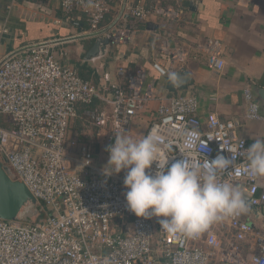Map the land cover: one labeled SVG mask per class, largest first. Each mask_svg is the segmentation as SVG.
I'll return each instance as SVG.
<instances>
[{
	"label": "built area",
	"instance_id": "1",
	"mask_svg": "<svg viewBox=\"0 0 264 264\" xmlns=\"http://www.w3.org/2000/svg\"><path fill=\"white\" fill-rule=\"evenodd\" d=\"M25 1L29 0H5V9L10 11ZM55 1L65 14L79 11L85 16V32L104 29L112 45L132 42L139 23L151 16H178L173 8L147 0H133L129 18L109 17L114 0ZM6 32L4 20L0 34ZM52 46L24 50L0 65V159L12 171V178L26 187L35 205L48 210L46 218L37 222L0 218V264H105L106 260L108 264H264V225L256 229L244 213L217 221L199 236L188 238L161 230L158 221L162 218H138L128 210L125 174L104 176L88 145L68 142L78 105L104 99L101 89L58 60ZM160 49L169 65L157 59L152 68L169 77L186 52L165 40ZM196 52L205 55L209 68L223 69L217 42L207 39ZM116 75L122 84L112 86L113 97L106 100L110 111L87 107L82 112L89 126L106 134L108 145L114 143L116 134L129 135L137 112L156 100L144 135L154 128L162 147L171 145L162 151L169 163L181 159L183 152L202 164L205 157L212 159L222 149L233 158V168L218 173V179L239 186L251 204L264 209V188L257 191L259 177L247 169L244 149L249 145L238 134L241 120L222 119L214 112L200 116L195 95L157 92L143 67L121 66ZM245 98L247 117L264 120L251 103L249 90Z\"/></svg>",
	"mask_w": 264,
	"mask_h": 264
},
{
	"label": "crops",
	"instance_id": "2",
	"mask_svg": "<svg viewBox=\"0 0 264 264\" xmlns=\"http://www.w3.org/2000/svg\"><path fill=\"white\" fill-rule=\"evenodd\" d=\"M0 2V17L3 10L5 12L0 18V25L5 20L7 29L12 10L19 7L21 12H25V18L20 19L26 20L30 26L23 30L15 29L14 43L8 52L30 41L43 40L48 34L54 36L49 39H54L77 35L81 31L85 32L88 28L85 16L79 11L71 13L69 18H65L70 24L76 25L77 34H71L69 28L60 25L64 19L59 15L63 16L65 13L58 8V2L55 0L48 2L29 0L19 3L10 11L5 9V0H0ZM147 2L173 8L178 12V16L173 19L151 16L139 23V32L132 42L124 45L111 44L112 49L109 55L93 63L82 62L79 64H85L98 76V85L104 99H95L94 106L96 107L94 109L110 111L111 104L106 100L113 97V84L122 82V79L116 75L117 69L121 66L128 69L143 67L146 70V79L154 82L156 91L167 92L164 85L168 77L159 75L152 68V62L157 59H161L166 66L169 65V58L160 52V43L165 40L170 47L186 52V56L174 66L173 72L184 69L189 72L191 77L187 89L177 91L175 94L190 93L195 95L199 101L198 113L202 117L207 113L214 112L222 119L241 120L238 134L247 141L249 146L256 139L264 140V120L247 117L249 103L245 98V93L252 84L264 87V0H195V10L190 9L188 0H147ZM132 3L133 0H114L113 10L109 17L120 15V11L124 7L121 16L123 18L125 14H128V7ZM26 16L29 18L26 19ZM148 22L157 26L155 31L147 30L146 23ZM40 24H43V28L39 27ZM79 28L82 30L79 31ZM6 33L0 34V44ZM25 39L30 40L22 42ZM207 39H212L219 46L224 59V67L221 71L209 68L205 55L196 52V47ZM78 40H90L88 49L93 38L68 42ZM19 42L23 44L17 46ZM105 74L109 75L108 81L105 80ZM157 105L158 101L150 100L137 112L129 133L131 138L134 140L143 138ZM81 106L83 105L79 104L77 107L78 116L74 121L81 118L85 120L82 116L83 111L80 112ZM85 107L87 108L84 106L83 110ZM76 130L74 129L72 133L78 139ZM77 139L74 138L68 142ZM76 142L78 143V141ZM257 184L259 192L264 188V177H259ZM258 208L260 212L257 214L253 213L250 207L244 213L245 218L256 229L264 225V209L259 206Z\"/></svg>",
	"mask_w": 264,
	"mask_h": 264
},
{
	"label": "clouds",
	"instance_id": "3",
	"mask_svg": "<svg viewBox=\"0 0 264 264\" xmlns=\"http://www.w3.org/2000/svg\"><path fill=\"white\" fill-rule=\"evenodd\" d=\"M165 147L171 145L162 147L153 128L138 140L116 134L114 143L105 149L109 158L102 173L108 177L125 172L124 196L128 210L136 217L162 218L158 222L164 232L195 238L213 223L247 212L249 203L240 187L218 179V173L233 168L231 156H225L221 149L201 164L194 162L191 153L181 152V159L169 163V157L162 155ZM244 151L248 171L264 177V140H254ZM153 164L155 171H151Z\"/></svg>",
	"mask_w": 264,
	"mask_h": 264
},
{
	"label": "water",
	"instance_id": "4",
	"mask_svg": "<svg viewBox=\"0 0 264 264\" xmlns=\"http://www.w3.org/2000/svg\"><path fill=\"white\" fill-rule=\"evenodd\" d=\"M188 1L190 9L195 10V0ZM122 10L120 11V15L122 14ZM124 16L128 17V14H125ZM146 25L147 30L150 31H155L157 28V26L151 22L146 23ZM81 30L82 29L79 28V31ZM104 31V29L91 33L81 31L79 34L73 36H66L49 40H38L30 44L22 45L10 51L9 54L3 57L0 60V65L7 58L27 49L40 46L58 45L68 41L85 38H93V41L90 47L84 53L82 62L93 63L109 55V53L111 52L112 46L109 40L103 35ZM173 74H175V77L173 78V75L169 76L166 79L164 85L165 90L171 95H174L177 91L186 90L188 87V82L191 79L189 72L184 69L178 70ZM249 92L251 95V103L255 105L256 112L264 116V87H261L257 84H252ZM245 197L248 200L251 211L255 214L259 213L260 210L258 206L251 204L248 197ZM36 213L37 210L35 208V199L21 182L14 180L7 173L6 167L3 166V164L0 162V218L30 222L32 217L35 216Z\"/></svg>",
	"mask_w": 264,
	"mask_h": 264
},
{
	"label": "rangeland",
	"instance_id": "5",
	"mask_svg": "<svg viewBox=\"0 0 264 264\" xmlns=\"http://www.w3.org/2000/svg\"><path fill=\"white\" fill-rule=\"evenodd\" d=\"M27 8V7H23ZM19 9V10H18ZM21 8L15 7L12 10V14L10 16V22L7 25L8 32L4 35L2 43L0 44V57L8 53V50L11 45H13V41L15 38V29L19 28L23 30V24L19 22L20 18H25V12H21ZM5 14L4 10L1 14V17ZM0 17V18H1ZM28 19L29 16H26ZM48 19V17H46ZM62 26L67 27L71 30V34H77L78 29L76 25L70 24L67 20H63L60 22ZM24 33V32H23ZM37 41V40H36ZM36 41H30L26 44H30ZM90 40H78L73 42H68L66 44H58L53 45L51 50L54 52V55L57 57L58 60L62 61L63 63L74 67L77 69L76 64L82 63V57L89 46ZM24 44V45H26ZM62 53V54H61ZM78 131V139L75 137L74 129ZM69 137L68 140H72L76 138L78 143L88 145L91 150L94 152V163L103 168V166L107 163L109 155L108 152L105 150L106 146L108 145L106 140V134L103 131H100L92 126H89L88 121L85 119H78L74 121V123L69 127ZM89 130V131H87ZM90 132V133H89ZM75 141V140H74ZM124 173L122 171L120 174ZM34 217V216H33ZM32 217V218H33ZM32 220V219H31Z\"/></svg>",
	"mask_w": 264,
	"mask_h": 264
},
{
	"label": "trees",
	"instance_id": "6",
	"mask_svg": "<svg viewBox=\"0 0 264 264\" xmlns=\"http://www.w3.org/2000/svg\"><path fill=\"white\" fill-rule=\"evenodd\" d=\"M69 16H71V14H63V16H60L59 15V17H61L62 19H64L65 20V18H69ZM19 22H21L22 24H23V29L26 27V28H29L30 26H29V23L26 21V20H19ZM45 26V25H44ZM39 27H41V28H43V24H40L39 25ZM25 28V29H26ZM16 29H18V28H16ZM19 30V29H18ZM29 33V32H28ZM29 37L31 36L30 34L28 35ZM52 36V37H51ZM54 36L53 35H51V34H48V35H46V37L43 39V40H46V39H49V38H53ZM27 40H30V39H25V40H23L22 42H24V41H27ZM38 41V40H37ZM21 44H23V43H21V42H19L18 43V45L17 46H20ZM64 64V63H63ZM77 65V72H78V74L83 78V79H88V80H91V78L93 79L92 80V82L93 83H95V84H98V81H99V79H98V76H97V74L95 73V71H93L92 69H90L89 67H87L85 64L84 65H79V64H76ZM95 102V100L93 101V102H91L90 104H87V105H85V104H81V105H83V106H81V110H80V112H82L83 111V107L84 106H89L90 108H93L94 109V107H96V106H94V103ZM86 108V107H85ZM0 162L3 164V166H5L6 167V169H7V173L11 176V177H14V175H13V173H12V171L2 162V160L0 159ZM40 206V205H39ZM39 206H36L35 205V208H36V210H37V213H36V215L32 218V222H37V221H42V220H44L45 218H46V216H47V212H48V210H47V208H45L43 205H41L40 207ZM39 208V209H38Z\"/></svg>",
	"mask_w": 264,
	"mask_h": 264
}]
</instances>
